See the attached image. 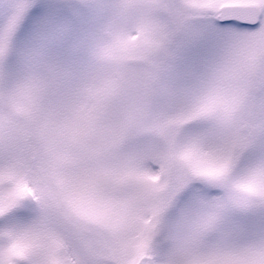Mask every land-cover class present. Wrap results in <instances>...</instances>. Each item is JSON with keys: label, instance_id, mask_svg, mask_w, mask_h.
Here are the masks:
<instances>
[{"label": "snow or ice", "instance_id": "6c2138e0", "mask_svg": "<svg viewBox=\"0 0 264 264\" xmlns=\"http://www.w3.org/2000/svg\"><path fill=\"white\" fill-rule=\"evenodd\" d=\"M0 264H264V0H0Z\"/></svg>", "mask_w": 264, "mask_h": 264}]
</instances>
